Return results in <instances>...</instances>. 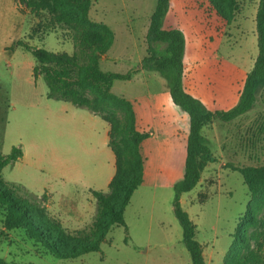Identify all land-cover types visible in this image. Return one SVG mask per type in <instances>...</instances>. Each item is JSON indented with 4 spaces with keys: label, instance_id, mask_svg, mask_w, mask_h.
Wrapping results in <instances>:
<instances>
[{
    "label": "rangeland",
    "instance_id": "obj_1",
    "mask_svg": "<svg viewBox=\"0 0 264 264\" xmlns=\"http://www.w3.org/2000/svg\"><path fill=\"white\" fill-rule=\"evenodd\" d=\"M259 1L237 0V12L227 23L215 16L206 0H170L165 28H178L173 4H186L184 85L212 111L238 104L254 67ZM156 4L157 0H94L89 12L92 22L114 33L111 48L100 57V69L139 71L130 81H115L111 92L135 105L139 130L156 133L145 142V182L125 211L126 227L114 226L99 252L61 260L25 230H7L0 207V259L7 264H192L173 207L174 185L185 171L189 116L173 103L159 73L141 70ZM49 19L19 0H0V155H9L13 148L23 152L0 176L41 202L70 236L79 237L92 229L97 205L91 191H109L115 157L108 146V124L85 108L48 99L46 82L34 76L37 60L17 45L22 41L54 53L77 54L86 64L91 51L81 53L72 31L51 26ZM118 116L123 119L125 114L118 110ZM175 121L182 137L177 142L172 137ZM203 136L216 161L206 165L199 185L182 195L181 206L197 226L206 264H231L237 261L229 257L234 235L251 200L242 175L231 167L264 165V88L250 112L229 123L216 120ZM258 219H264V208ZM254 231L253 226L247 235ZM241 254L240 261L245 252Z\"/></svg>",
    "mask_w": 264,
    "mask_h": 264
},
{
    "label": "trees",
    "instance_id": "obj_2",
    "mask_svg": "<svg viewBox=\"0 0 264 264\" xmlns=\"http://www.w3.org/2000/svg\"><path fill=\"white\" fill-rule=\"evenodd\" d=\"M93 1L19 0L32 13L50 17L51 26L72 31L81 53L91 51L88 62L81 64L77 54L54 53L44 48H33L22 41L17 43L37 60L34 76H41L46 82L48 99L85 108L109 125L108 146L115 156V175L109 184V191H91L97 211L91 231L79 237L70 236L62 224L49 215L41 202L27 197L20 187L3 181L0 176V207L4 212V227L9 231L25 230L31 239L61 260H73L99 252L114 226L126 227L125 211L134 192L144 183L145 157L142 144L151 136L150 133L137 130L134 104L111 92L115 81H130L139 71L121 74L100 69V57L111 48L114 33L108 26L90 20ZM206 1L227 23L232 21L238 9L237 0ZM169 5L170 0H157L150 17L146 35L147 55L141 61V70L159 73L167 82L173 103L189 116L185 173L183 179L174 185L173 207L183 228V242L192 264H206L203 246L197 240V226L183 210L181 197L199 185L206 165L216 161L203 136V130L211 128L216 120L229 123L246 115L254 108L258 94L264 88V0L259 1L256 13L259 53L245 79L238 104L227 111H212L187 92L184 85L185 35L178 28L163 27ZM118 110L124 112L123 119L119 118ZM22 157L23 152L19 148H13L9 155H0V174L5 167ZM231 169L242 175L251 197L230 248L229 257L237 259L231 264H264V219H258V214L264 208V165ZM253 226L255 231L247 235ZM241 250L245 254L240 261ZM0 264L7 263L0 259Z\"/></svg>",
    "mask_w": 264,
    "mask_h": 264
},
{
    "label": "crops",
    "instance_id": "obj_3",
    "mask_svg": "<svg viewBox=\"0 0 264 264\" xmlns=\"http://www.w3.org/2000/svg\"><path fill=\"white\" fill-rule=\"evenodd\" d=\"M172 3H173V1H172ZM208 3V2H207ZM209 4V3H208ZM210 5V4H209ZM211 6V5H210ZM212 7V6H211ZM213 8V7H212ZM184 9H186V4L185 3H182L181 5H179V6H177L176 4L174 5L173 4V17H175V18H177L178 17V19H179V21H178V29H180L183 33H184V35H185V39H186V51H185V58H186V56H187V52H188V41H187V36H186V31H187V28H188V22H187V20H185V18H186V12H185V10ZM213 10H214V14H215V16H218L217 15V13H216V11H215V9L213 8ZM219 17V16H218ZM220 18V17H219ZM163 27H164V22H163ZM165 28V27H164ZM170 28H172V27H167V28H165V29H170ZM186 30V31H185ZM185 58H184V65H185ZM247 77V76H246ZM246 79V78H245ZM186 88V87H185ZM188 92V91H187ZM167 103H168V100L166 101ZM135 106V105H134ZM136 111V110H135ZM136 117H137V115H136ZM178 124V123H177ZM176 124V121H175V123H174V128H173V134H172V137H173V141L174 142H177V141H179L182 137H180L179 138V130H178V125ZM188 126H189V123H188ZM108 127H109V125H108ZM109 130H110V127L108 128V131H107V137H108V139H109ZM137 130L139 131V132H142L143 133V131H141V130H139V121H138V119H137ZM147 133H149V132H147ZM183 134V133H182ZM150 138L151 137H156V133L153 131V132H151L150 133ZM188 136H189V134H188ZM149 138V139H150ZM148 140V139H147ZM146 140V141H147ZM187 140H188V137H187ZM187 140H186V146H185V149H186V147H187ZM146 141H144L143 142V144H142V150H143V155H144V157H145V173H146V164H147V162H148V159H147V156H146V151H145V142ZM161 148L163 149V146L161 145ZM113 153V152H112ZM114 155V154H113ZM115 157V156H114ZM185 161H186V158H185ZM184 173H185V171H184ZM114 175H115V173L113 174V175H111L108 179H107V185H108V188H109V184H110V182H111V180L113 179V177H114ZM183 177H184V175H183ZM183 179V178H182ZM181 181V180H180ZM179 181V182H180ZM144 182H145V176H144Z\"/></svg>",
    "mask_w": 264,
    "mask_h": 264
}]
</instances>
